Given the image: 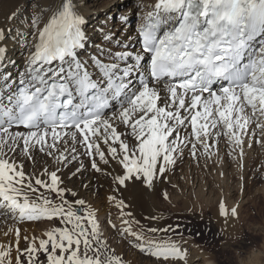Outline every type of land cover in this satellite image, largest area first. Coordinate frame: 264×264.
<instances>
[{"label":"snow or ice","instance_id":"1","mask_svg":"<svg viewBox=\"0 0 264 264\" xmlns=\"http://www.w3.org/2000/svg\"><path fill=\"white\" fill-rule=\"evenodd\" d=\"M81 7L78 0H48L28 29L0 28V69L15 66L9 43L23 57L15 75L0 71V221L13 222L0 233L9 238L0 242V264H126L97 210L85 199H68L77 194L60 166L81 155L123 194L138 187L154 192L185 150L199 163L219 157L223 141L241 172L250 151L264 150V0L141 2L137 51L110 30L95 44ZM131 14L121 22L130 23ZM36 153L58 167L27 172L24 161L35 164ZM112 162L119 174L100 167ZM108 200L116 201L121 227L108 223L131 247L157 264H187L188 252L171 235L183 238L180 224L153 226L163 217L150 215L141 225L126 197ZM238 209L219 202L223 230L239 220ZM44 221L60 226L40 237L21 228Z\"/></svg>","mask_w":264,"mask_h":264},{"label":"bare ground","instance_id":"2","mask_svg":"<svg viewBox=\"0 0 264 264\" xmlns=\"http://www.w3.org/2000/svg\"><path fill=\"white\" fill-rule=\"evenodd\" d=\"M30 1L31 0H0V28H5V29L11 28L14 32L16 30L28 29L27 21L33 16L32 11H29L27 8ZM37 2L33 1L32 3H34L33 5L36 6ZM46 2H48V0H41L42 5ZM78 2L82 6L81 11L83 12V14L86 16V18L88 20L87 29H88L89 35L91 36L93 34L92 35L93 37H91V39L101 38V40L95 42V44H101L103 42L104 32L110 30L112 33H115V37H114L115 39H119L123 43H127L129 45V50H132V51L138 50V48H136L134 46L135 43L137 42V39H136L137 33L136 32L130 33V35L126 33L127 30L133 31V27L131 26V24H128L127 26H125V28L122 30L121 33L117 34L115 32L120 26V23H116L114 21V19H115L114 17L116 16V13L121 12V11H119V9H120L119 6L121 5L119 2L115 3L114 6L112 7V9H110L108 12L105 11L104 9H107L109 7V5L111 3L110 1L106 2V4H105L106 8H102V6H101L102 2H100V0H78ZM153 2H154V0H146V4H150ZM32 9H34V8L32 7ZM35 10L36 9H34V11ZM145 10H147V9H145ZM13 11H17L19 13V15L15 20H9L8 17L11 15V13ZM138 14H139V12H138ZM140 22L141 21H139L138 25L140 24ZM114 25L116 28L114 29L115 31H112V27ZM112 47L114 50H117L115 45H112ZM8 55L15 61V66L12 67L10 65L6 69H0V71H11L13 73V75H15L18 70L23 69V57L20 54L19 48L14 46L12 43H9V45H8ZM110 113L111 112H109V114ZM221 144L222 143H220V145ZM220 145H219V149H220ZM250 152L252 153V151H250ZM214 157H215V159H217L220 162H221V160H223L227 157L226 153L223 151V147H222V150L220 149V151H219V157H216V156H214ZM21 159H23V158H21ZM200 160H202V157ZM205 160H208V159H205ZM191 161H193V159L191 158L189 152L187 150H185L184 156L180 160H178V163L176 165V167H180V169H181V177L178 179V177H176L172 171L169 172L167 174V176L165 177L164 182L158 183L156 185L154 192L143 189L142 187H138L135 190L130 189L128 192H124L123 194L120 191H114V189L116 188V185L113 183L112 176L111 175H104L103 172H100V173L95 172L91 168V162H90L89 157H87L85 155H81L78 161H73L71 164L68 165V167L60 166L61 171L58 174L61 175L62 179L64 180V184L69 189H71L72 191H74L77 194L75 197H72L69 194L68 195L69 200L74 201L77 198L85 199L87 201L88 205H90L93 209L97 210V215H98L99 220L102 224V229H103L105 235L108 237V239L111 243V246L114 247V245H115L114 242H117V241H120V244H122L118 248V252H120V253H117V254L119 256L128 257L129 258L128 262L130 264H151L150 260H148V259L145 260V259L139 257V254H137V252H134L133 254H131L132 252H129V248H132V247L129 244V242L127 240L122 239L119 236L116 229H113L110 226V224L108 223V221L110 220L112 223H115L118 228L121 227L120 215H119V213L115 214L116 211H119L118 209H116L117 207L115 206L116 201L109 202L108 197L115 195L117 200L126 197L127 198L126 202L132 203V207L130 210L133 211L135 218L140 221L141 225H145V226L149 225V223H150L149 220H147L145 218L149 217L150 215L163 217V219H161L158 222L157 221H151V224L153 226H155L157 223H159L161 225L168 224V218L172 216L171 213H170V215H167L168 210L170 208L168 206V204H170V206L173 207L172 212L177 211V210H180L181 212H185V213L189 212V211L191 212L193 210H196V211L198 210V212H199V210L202 208L203 209H206L207 207H209V208L210 207H217L218 208V205L214 204L213 201H209L210 198L207 200V204H210V205L208 206L205 204V199L202 196H203V194L207 193L206 192L207 190L212 189V191L220 192L219 194H222L221 190L224 187H226L225 189H226L227 193L229 194L232 189L233 190L241 189V188H239V186H242L241 182L239 183V185L237 187L232 188L231 185L228 184V179H225V177H224V180L223 179L221 180V176H219V177L217 176L218 178L216 176H215L216 178H214V177L212 178L209 175V173H210L209 170H208L207 174H203L202 177L199 175L202 172L198 173L197 171H194V173L195 172L198 173V177H201L200 178L201 181L199 179L197 182L194 181L195 179H192L193 172L189 169V162H191ZM81 162L83 163L84 167L82 169H80V171H77V169L80 168ZM213 162H215V161H212V163ZM24 164H25V170L27 172H31L33 170L39 171L43 167H48L49 170L51 171V170H55L58 167V165H56V163L53 159H48L47 157L43 156V154H40V153H36V163L35 164H33L31 161H27V160L24 161ZM211 164H209L208 166H211ZM223 164H224V162H223ZM195 165L196 164H194V166ZM216 166H218V165H216ZM100 167L102 169H104L105 172H110L113 169H115V172L113 174H119L122 171V168L120 166L116 165L115 162H112L111 166L100 164ZM184 167L186 168L185 169L186 173L182 174ZM213 167L211 166V168H213ZM215 169H217V168H215ZM215 169H213V171ZM222 171H223V169H222ZM73 173H75V175H73ZM206 175H208V176H206ZM207 177H208V179L209 178L210 179L208 180ZM92 180H94L95 183ZM167 181H169V182L174 181L175 187H177L178 191L181 190V192L189 190V189L193 192V191H195L196 187H198L200 184L201 188L198 189V197L199 198L193 200L190 198L185 199L182 197V199L181 198L179 200L177 199L178 201L172 200L171 199L172 198L171 193H173L174 191L168 190V188H167L168 184L166 183ZM212 182H213V184H212ZM204 187H207V190ZM164 193H167L168 197L170 196L169 199H167V200L164 199ZM201 193H202V196L200 195ZM220 197H221V195H220ZM220 197L218 198L219 201L225 200L224 197L223 198L221 197L222 199H220ZM199 199H201V200H199ZM202 199H204V200H202ZM164 200H166V201H164ZM216 201H218V200H216ZM177 204L182 206V208L178 209L179 206H177ZM209 210L211 211L210 212L211 219H213L216 223H220L221 226L219 225V227H220L219 229H221L220 231H222V233L224 232L225 235L226 236L228 235L229 237L234 236L236 234L237 229H238V225H240L239 220L234 221V222L230 221V226H228L226 228V231H225V230H223L225 227L223 224V219L221 217H219L218 211H213L211 209H209ZM206 214H207V212H206ZM206 214L205 213L200 214L199 217H202L203 215H206ZM113 215H115V216L117 215V218L115 220H112ZM12 225H13V222L11 220H9L7 222L0 221V233H2L4 230H6L9 227H12ZM135 227L136 226H134V228ZM21 228L30 237L33 235L40 237L43 232L49 230L50 225L49 224H43V223L40 224V222H38V223H25V224L21 225ZM45 229H47V230H45ZM8 239L9 238L4 237L3 235H0V242L7 243ZM226 239H228V237ZM236 241H238L239 244H241L243 241V238H239ZM227 242L228 241H226L225 243H227ZM126 243H127L128 247H127V245L124 246V244H126ZM181 244H182V242H181ZM26 246L27 245L22 241L21 247H26ZM127 248H128V250H127ZM184 249L188 252L187 263L194 264L195 263V257H198L199 253L198 252L194 253L196 255L195 256V255H192L187 248H184ZM263 254H264V252L263 253L259 252L258 254H256V256L253 255L255 257L253 259L251 258L252 260H250L249 263L248 262L246 263L243 261L240 264H264V255ZM212 258H214V257H212ZM208 264H211V263H208Z\"/></svg>","mask_w":264,"mask_h":264},{"label":"rangeland","instance_id":"3","mask_svg":"<svg viewBox=\"0 0 264 264\" xmlns=\"http://www.w3.org/2000/svg\"><path fill=\"white\" fill-rule=\"evenodd\" d=\"M33 1H36V2L38 1L36 6L33 5L34 4V3H32ZM107 1L111 2L109 7L107 9H104L107 12L110 9H112V7L114 6L115 3L119 2L121 4L119 6L120 7L119 11H121V12L116 13V16L114 17L115 18L114 21L116 23H120V26L115 31L114 29L116 27L114 25L112 27V31H115L117 34H119L122 32V30L125 28V26H127L128 24H131V26L133 27V31L127 30L126 33L129 35H130V33H134V29L137 28V25L140 21V20H138L139 19L138 16H140V12H139V9L137 8V4L141 3L142 1L144 4H146V0H102V1L100 0V2H102L101 3L102 8H106L105 4ZM39 3L42 5L41 0H31L28 4V7H27L28 10L32 11V13L34 14V9H36L37 6L40 5ZM32 7L34 9H32ZM129 12L132 13L129 17L130 23H127L126 25H124V23L121 22L120 17L123 14L129 13ZM138 12H139V14H138ZM136 21H137V23H136ZM100 40H101V38H96L95 42L100 41ZM221 143L222 144L220 145V149L222 150V147H223V151L225 153H227V151H229L230 149L228 148V146H226V143H224L223 141ZM250 153L247 155V158L245 160V168L246 169H244L243 172H240L241 170L237 167V163L228 157L221 160L222 163L220 161H218L217 159H215L214 156H213V158L208 159V160H205V158L202 157V160L203 159L204 160L203 161L199 160L200 164L197 163V161L194 159H193V161L189 162V169L193 172L192 179H195L194 181H196V182L198 181V179L201 181L200 178L202 177V175L207 174V172L209 170V172H210L209 175L212 178L213 177L216 178L217 176L218 177L221 176V180L222 179L224 180V177H225V179H228V184H230L232 188L237 187L239 185V183L241 182L242 186H239V188L244 189L242 195H241V189H235L236 191L232 189L233 191L231 190V192L228 194L226 189H225L226 187H224L221 190L222 194H219L220 192L212 191V189L207 190V187H204V188H206L207 193L203 194V196H202V193L200 194L202 197H204L205 204L208 206L210 205V204H207V200L209 198H210L209 201H213L214 204L218 205L220 202L218 199L220 197V195L222 198L223 197L225 198V201H226L227 206L229 208L239 204L238 210H239L240 225H238V229H237L236 234L234 236H230V237L228 235L226 236L224 232L222 233V231H220L221 229H219L220 223H216L210 217L211 211L209 209H211L213 211H218L217 207H210L209 208L206 206L207 207L206 209L202 208L199 210V212H198V210L197 211L193 210L191 212L189 211V212L185 213V212H181L180 210L172 212L173 207H171L170 204H168V206L170 208L168 210L167 215H170V213L172 214V216L168 218V224H173V225L180 224L181 227L178 231L183 233V238H181V236L177 235L176 233L171 234L172 238L176 241H179L180 243L182 242L181 246L182 247L184 246L183 248H187L192 255H195L194 253H196V252L199 253L198 257H195V263L194 264H206L207 262L211 263V264H240L243 261L246 263L247 262L249 263V261L252 260L256 256V254H258L259 252H262V253L264 252V179L259 178V173L257 172V169H261V162L264 161V150L260 149L259 146H256L255 151L253 150L252 153L251 154ZM47 158L52 159L51 157H47ZM212 161H215V162L212 163ZM223 162H224V164H223ZM193 163L196 165L194 166ZM209 164H211V166L212 167L214 166V167L211 168V166H208ZM215 164L218 166H216ZM215 168H217L219 171L220 170L221 171L219 172ZM185 169L186 168L184 167L182 174L186 173ZM213 169H215L214 170L215 172L213 171ZM222 169H223V171H222ZM261 170L264 171V169H261ZM194 171H197L198 173L202 172L201 174H199L201 177H198V173H196V172L194 173ZM172 172L174 173V175L176 177H178V179L181 177L180 167L175 166V168L172 170ZM219 173L220 174L223 173L224 175H222V174L220 175ZM206 176H208V175H206ZM207 179H208V177H207ZM92 181L95 183L94 180H92ZM166 183L168 184L167 185L168 190L174 191L173 193H171V197H172L171 199L172 200H177V199L179 200L180 198L182 199V197L185 199L190 198L193 200L199 198L198 197V189L201 188L200 184L198 187H196L195 191H193V192L190 189L181 192V190L178 191L177 187H175L174 181L173 182L167 181ZM212 184H213V182H212ZM221 197H220V199H222ZM204 199H202V200H204ZM199 200H201V199H199ZM216 200H218V201H216ZM164 201H166V200H164ZM177 206H179L178 209L182 208V206H180L178 204H177ZM202 212L205 214L207 212L206 215H203L204 217L202 216L203 218L199 217L200 214H203ZM117 213H119V211H116L115 214H117ZM112 217H113L112 220H115L117 218V215L116 216L113 215ZM44 222H40V224H42V223L43 224H49L50 225L49 230H51L54 227L60 226L58 224V222H56V221H44ZM45 230H47V229H45ZM227 237H228V239H226ZM239 238H243V241L241 244H239V242L236 241ZM184 241H186V243ZM226 241H228V242L225 243ZM114 243H115V245L112 248L114 250L116 249L115 250L116 254L120 253V252H118V248L122 244H120V241H117ZM126 245H127V243L124 244V246H126ZM127 247H128V245H127ZM127 250H128V248H127ZM129 252H132L131 254H133L134 252H137V254H139V257H141L145 260H147V259L150 260L151 264H157V262L154 258H151V257H149L143 253H140L137 249H135L133 247L129 248ZM253 255H255V256H253ZM212 257H214V258H212ZM122 258L126 261V264H130L128 262V260H129L128 257H122ZM40 259L44 260L45 257L43 255H41ZM173 264H176V262H173ZM187 264H191V263H187Z\"/></svg>","mask_w":264,"mask_h":264}]
</instances>
